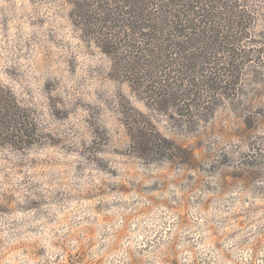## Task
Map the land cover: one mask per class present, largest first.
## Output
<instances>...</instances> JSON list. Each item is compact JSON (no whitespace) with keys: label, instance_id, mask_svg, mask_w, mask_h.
I'll return each instance as SVG.
<instances>
[{"label":"rangeland","instance_id":"obj_1","mask_svg":"<svg viewBox=\"0 0 264 264\" xmlns=\"http://www.w3.org/2000/svg\"><path fill=\"white\" fill-rule=\"evenodd\" d=\"M199 2L132 83L71 0H0V264H264V0Z\"/></svg>","mask_w":264,"mask_h":264},{"label":"trees","instance_id":"obj_2","mask_svg":"<svg viewBox=\"0 0 264 264\" xmlns=\"http://www.w3.org/2000/svg\"><path fill=\"white\" fill-rule=\"evenodd\" d=\"M187 2L194 5L188 6ZM71 3V19L86 32L98 33L100 49L114 56L116 65L125 68L132 83L140 81L135 71L140 65L157 63L159 68L168 65L166 52L173 45L171 37L188 29L194 30L189 39L204 35L207 22L195 17L196 12H202L200 16L206 19L210 15L196 5L199 0H71ZM231 27L226 29L229 33L235 30ZM229 37L233 39L232 35ZM154 55L156 60L152 58Z\"/></svg>","mask_w":264,"mask_h":264}]
</instances>
